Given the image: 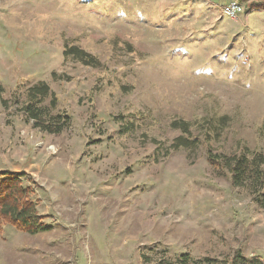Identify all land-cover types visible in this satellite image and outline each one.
<instances>
[{
  "label": "rangeland",
  "instance_id": "374dc122",
  "mask_svg": "<svg viewBox=\"0 0 264 264\" xmlns=\"http://www.w3.org/2000/svg\"><path fill=\"white\" fill-rule=\"evenodd\" d=\"M250 1L0 0V172L55 227L0 220V264L264 262V12ZM180 121L198 148L171 152ZM211 155L247 157L244 184Z\"/></svg>",
  "mask_w": 264,
  "mask_h": 264
},
{
  "label": "trees",
  "instance_id": "16d2710c",
  "mask_svg": "<svg viewBox=\"0 0 264 264\" xmlns=\"http://www.w3.org/2000/svg\"><path fill=\"white\" fill-rule=\"evenodd\" d=\"M247 11H263L264 0H251L247 3ZM73 56L80 63L96 67L97 59L90 54L82 51L78 47H70L65 50L64 57ZM29 95L34 101H39L50 95V88L46 84H41L32 87L29 90ZM173 129L180 130L183 135L177 137L172 143L170 150L178 151L180 149L193 150L198 148L199 140L191 139L186 136L191 134L189 124L185 122H175L172 125ZM261 159V158H260ZM212 164L227 165L231 169L235 184H244L246 179V164L249 163L247 157H241L231 161L229 157L220 155L210 156ZM255 162H258L256 160ZM260 165H264V159L259 161ZM226 167V166H225ZM29 189H24L21 182V176L16 173L0 172V220L6 221L16 230L30 235H37L42 232H48L52 229L51 225L43 222L44 217L38 214L35 204L27 198ZM235 264H264L261 258H254L247 261L241 256H237L234 260Z\"/></svg>",
  "mask_w": 264,
  "mask_h": 264
},
{
  "label": "built area",
  "instance_id": "2783aa9c",
  "mask_svg": "<svg viewBox=\"0 0 264 264\" xmlns=\"http://www.w3.org/2000/svg\"><path fill=\"white\" fill-rule=\"evenodd\" d=\"M241 11V5L238 2H233L221 7V15L223 16V18H236L237 15L241 13Z\"/></svg>",
  "mask_w": 264,
  "mask_h": 264
},
{
  "label": "crops",
  "instance_id": "0c3cea01",
  "mask_svg": "<svg viewBox=\"0 0 264 264\" xmlns=\"http://www.w3.org/2000/svg\"><path fill=\"white\" fill-rule=\"evenodd\" d=\"M52 226V225H51ZM54 230H55V227H53L52 226V230H50L49 232H54ZM46 233H48V232H42V233H39V234H37V235H34V236H39L40 234H46ZM25 234V233H24ZM62 236H56L55 238H54V243H61V241H59V240H63L62 238H61ZM45 257V256H44Z\"/></svg>",
  "mask_w": 264,
  "mask_h": 264
}]
</instances>
